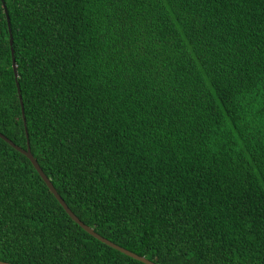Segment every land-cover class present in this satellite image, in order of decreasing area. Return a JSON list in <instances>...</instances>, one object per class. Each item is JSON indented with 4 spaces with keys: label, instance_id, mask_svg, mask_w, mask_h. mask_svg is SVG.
<instances>
[{
    "label": "trees",
    "instance_id": "16d2710c",
    "mask_svg": "<svg viewBox=\"0 0 264 264\" xmlns=\"http://www.w3.org/2000/svg\"><path fill=\"white\" fill-rule=\"evenodd\" d=\"M81 3L0 0V133L28 144L82 222L133 253L162 255L167 221L173 239L219 244L218 264H264V0H128L125 24V9ZM0 176L6 241L44 233L71 245L60 264H144L75 223L2 138ZM33 243L15 264H57Z\"/></svg>",
    "mask_w": 264,
    "mask_h": 264
},
{
    "label": "snow or ice",
    "instance_id": "6c2138e0",
    "mask_svg": "<svg viewBox=\"0 0 264 264\" xmlns=\"http://www.w3.org/2000/svg\"><path fill=\"white\" fill-rule=\"evenodd\" d=\"M14 2V0H13ZM54 0H37L38 5H42L44 7L49 6L53 3ZM88 0H84V3H87ZM94 2H103L108 7H113L116 9H125L123 15L120 16V24H125L127 21V14L125 5L128 3V0H94ZM84 3H81V7L84 6ZM5 11H7V6H5ZM7 23H11V20L8 19ZM47 23V21H46ZM51 31V28H49ZM55 44V39H53V46ZM131 75V73H130ZM241 82H243V77H241ZM131 83V81H130ZM156 191L159 193V189L157 188ZM167 193H160L161 199L166 196ZM8 197V192L5 190L3 186V177L0 176V219H2L6 209L9 207L8 203L6 202V198ZM178 202V200L176 201ZM13 203H18L17 201H13ZM152 203L157 205V201L153 198ZM163 208V205H159ZM139 207V205L137 206ZM183 219V218H180ZM168 220H171V215H169ZM163 225L161 228H158L157 231L160 233V236L157 238V248L164 249V253L160 256L155 257V259H150L146 262V264H178V261L186 260L188 264H218V259L222 258L218 256L217 249L220 247L219 244L212 242L209 243L204 249H200L199 245L196 244L195 239L190 236L188 241H183L181 239H173L172 238V231L168 228L167 221H160ZM182 228L180 231H183ZM21 237H27L23 239L22 242H17L16 237H13V240L6 241L3 234L0 233V264H15L17 259H23L27 256L30 251L34 252L36 250L37 245L33 243L34 238H38L40 241L39 247L41 252L46 253V250L49 248V245H52V250L58 253L57 264H60L59 257L63 256L66 251H69L71 245L68 246L66 249L60 245H53V237L46 236L44 233H39L36 237L28 236V233L22 231L18 234ZM24 245H28V247H24ZM179 245H183V247H178ZM177 246L178 252L175 256L168 254V249L170 247ZM261 246L264 248V240L261 241ZM12 249L11 252L8 250ZM195 253V255H192ZM264 254V253H262Z\"/></svg>",
    "mask_w": 264,
    "mask_h": 264
},
{
    "label": "water",
    "instance_id": "95a60500",
    "mask_svg": "<svg viewBox=\"0 0 264 264\" xmlns=\"http://www.w3.org/2000/svg\"><path fill=\"white\" fill-rule=\"evenodd\" d=\"M3 3V8L5 9V4ZM5 11V10H4ZM6 14V19L8 20V14L7 11H5ZM8 24V30L10 32V26L9 23ZM10 50H11V55H12V69H13V73H14V77L16 80V85H17V92H18V97L20 100V104L22 106V100H21V93H20V89H19V85L17 82V66L15 63V58L13 56V46H12V37L10 35ZM23 111V110H22ZM0 138H2L4 141H6L9 145H11L14 149H16L17 151H19L20 153H22L23 155H25L31 162V164L33 165L34 169L36 170V172L39 174V176L41 177V179L44 181V183L46 184V186L48 187V189L51 191V193L54 195V197L56 198V200L58 201V203L61 205V207L64 209V211L67 213V215L75 222L77 223L82 229H84L87 233H89L90 235H92L93 237H95L96 239H98L99 241H101L102 243L120 251L121 253L132 257L138 261L143 262L144 264H146L147 261H149V259H147L144 256H140L136 253H133L115 243H113L112 241L102 237L101 235H99L97 232H95L91 227H89L88 225H86L84 222H82L72 211L71 209L67 206V204L64 202L63 198L59 195V193L56 191L55 187L53 186V184L51 183L50 179L43 173L42 169L40 168L39 164L37 163L36 159L33 157L30 148L27 144V147L25 149L19 147L18 145L14 144L11 140H9L8 138H6L3 134L0 133Z\"/></svg>",
    "mask_w": 264,
    "mask_h": 264
}]
</instances>
